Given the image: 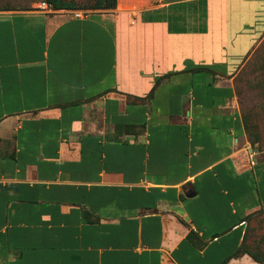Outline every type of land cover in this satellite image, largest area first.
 Instances as JSON below:
<instances>
[{
    "label": "crops",
    "instance_id": "0c3cea01",
    "mask_svg": "<svg viewBox=\"0 0 264 264\" xmlns=\"http://www.w3.org/2000/svg\"><path fill=\"white\" fill-rule=\"evenodd\" d=\"M41 2L0 0V264H258L264 0Z\"/></svg>",
    "mask_w": 264,
    "mask_h": 264
},
{
    "label": "rangeland",
    "instance_id": "374dc122",
    "mask_svg": "<svg viewBox=\"0 0 264 264\" xmlns=\"http://www.w3.org/2000/svg\"><path fill=\"white\" fill-rule=\"evenodd\" d=\"M262 44V45H261ZM262 48L246 61L235 79L237 100L248 126L245 133L252 147L264 151V41Z\"/></svg>",
    "mask_w": 264,
    "mask_h": 264
},
{
    "label": "trees",
    "instance_id": "16d2710c",
    "mask_svg": "<svg viewBox=\"0 0 264 264\" xmlns=\"http://www.w3.org/2000/svg\"><path fill=\"white\" fill-rule=\"evenodd\" d=\"M44 2H47L54 9H57V10H62V9L75 10V9H82V8H95V9L108 10V9H113L115 7V0H44ZM261 45H259L252 52L250 57H252L259 49L262 48ZM241 118H242L244 130H245V128L248 126V123H247L245 116L241 115ZM246 137H247V140L250 142L247 134H246ZM254 142L255 140L254 141L252 140L250 143L253 144ZM244 254L249 255L256 263L264 264V254H257L254 252L243 250L241 252V255H244Z\"/></svg>",
    "mask_w": 264,
    "mask_h": 264
},
{
    "label": "built area",
    "instance_id": "2783aa9c",
    "mask_svg": "<svg viewBox=\"0 0 264 264\" xmlns=\"http://www.w3.org/2000/svg\"><path fill=\"white\" fill-rule=\"evenodd\" d=\"M39 10L41 12H44V13L54 12V8L50 4H48L47 2H41L39 5ZM73 15L75 18H83L84 12L78 11V12H75Z\"/></svg>",
    "mask_w": 264,
    "mask_h": 264
}]
</instances>
